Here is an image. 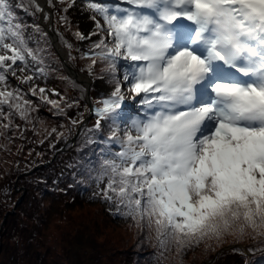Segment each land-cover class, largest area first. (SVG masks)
I'll return each instance as SVG.
<instances>
[{
  "label": "snow or ice",
  "instance_id": "6c2138e0",
  "mask_svg": "<svg viewBox=\"0 0 264 264\" xmlns=\"http://www.w3.org/2000/svg\"><path fill=\"white\" fill-rule=\"evenodd\" d=\"M47 2L60 9L57 24L90 42L81 53L89 76L100 65L112 85L91 102L96 120L85 129L84 142L98 146L84 162L92 198L130 219L141 244L154 242L152 264H184L201 244L229 240L264 252V0H85L87 33L69 19L76 0ZM20 7L51 20L38 0ZM61 42L71 58L72 43ZM47 44L39 23H22L0 0V137L9 143L16 117L32 122L29 93L56 115L78 103L34 83L49 74Z\"/></svg>",
  "mask_w": 264,
  "mask_h": 264
},
{
  "label": "rangeland",
  "instance_id": "374dc122",
  "mask_svg": "<svg viewBox=\"0 0 264 264\" xmlns=\"http://www.w3.org/2000/svg\"><path fill=\"white\" fill-rule=\"evenodd\" d=\"M11 3L15 7L18 1L11 0ZM45 12L53 15L54 25L65 40L72 43L71 60L74 59L72 61L77 67L87 71L89 61L81 58L79 49L87 51L90 42L79 41L80 45H76L72 33L62 23H56L53 10L46 9ZM17 15L19 18L21 15L24 17V24L36 23L24 10H19ZM89 15L85 0H76L75 6L68 12L71 23L74 26L78 25L85 33L94 27L93 22L88 19ZM41 27L43 28L42 25ZM28 31L31 32V28ZM95 39L96 37H93V40ZM50 44L48 37L46 51L53 60L47 61L49 73L59 75L63 82L53 83L52 75L44 80L47 85L60 88L63 96L78 103L74 107L66 108V115H56L44 112L38 103L31 101L35 105V110L31 114L32 122L26 123L16 117L14 123L19 128L7 133V136L11 137V143L5 137H0V228L3 225L5 211L13 209L23 194L19 187L14 190L15 182L22 186L30 185L29 193L32 198L30 200L28 198L25 203L23 202V206L22 204L19 206L21 209L24 208L22 213L14 214L12 231L9 225V232H4L7 222L3 226L0 264H15L13 261L17 260L20 264H36L37 260L38 264H152L153 253L156 251L153 247L154 242L144 240L141 244L142 233L134 227L130 219L113 215L108 210V204L99 198L95 200L92 198L96 186L84 175L85 168L88 167L84 162L89 159L96 160L94 153L97 147L88 148L85 139L79 142L76 138L71 151H67L58 164L48 166L44 172L37 175L33 173L19 177L20 173L29 171L34 165L52 158L63 143L72 139L71 135L77 128V125L71 124L72 120H79L81 116H85L86 119L91 115L87 124L92 128L96 117L89 111L91 102L112 90L107 77L98 78L100 65L97 66V78L88 74L91 82L89 95L74 83L72 87L70 81L61 76L58 54ZM30 46L36 45L31 43ZM65 50L69 61V50L67 48ZM20 74L29 73L17 71V75ZM41 82L42 78L34 80L35 84ZM28 98L27 95L26 99ZM43 112L44 115L41 114ZM84 120L82 119L81 123ZM53 128L64 132V136L58 137L52 133ZM5 145L8 150L2 147ZM16 177L23 178L19 180ZM228 248L241 250L230 251L218 260L214 258L218 257L220 251ZM254 256L258 258L253 259ZM260 256H264V252L258 247H252L251 242L233 243L229 240L215 248L201 244L187 252L184 264H262ZM163 264L172 262L164 261Z\"/></svg>",
  "mask_w": 264,
  "mask_h": 264
},
{
  "label": "trees",
  "instance_id": "16d2710c",
  "mask_svg": "<svg viewBox=\"0 0 264 264\" xmlns=\"http://www.w3.org/2000/svg\"><path fill=\"white\" fill-rule=\"evenodd\" d=\"M18 1V4L17 5H15V7H14V11H15V13H16V15L18 14V11L19 10H24V8L23 7H20V0H17ZM54 2H56V3H58V0H54ZM39 3V2H38ZM51 10H53V13H54V15H56V13H57V11L59 10L60 11V9L59 8H51ZM24 12H25V14H28V15H30V16H32L33 18H34V21L36 22V23H39L40 22V26L42 25L43 26V29L45 30V32L48 34V37L50 38V43L52 44V46H53V48L55 49V51L57 52V54H58V57H57V59H58V62L60 63V65L59 66H61V71H62V74H61V76L62 77H64V78H66V80H68V81H70L69 83H70V85H72V87H73V83L79 88V89H81L85 94H87V87L83 84V83H81L79 80H77L76 78H74V77H72L71 75H69L68 74V72L65 70V68H64V66H63V59H62V57H61V54H60V52L55 48V46H54V44H53V42H52V40H51V37H50V34L48 33V31H47V29L45 28V25L42 23V14H37V15H32L30 12H26L25 10H24ZM61 14H63V13H61ZM18 16V15H17ZM23 16L21 15V17L19 18L20 19V21L23 23ZM29 21L30 20H28L27 22L29 23ZM39 21V22H38ZM46 22V21H45ZM73 25V30H75V26H74V24H72ZM52 29H53V31L56 33V35L58 36V40H59V43L63 46V47H65L64 46V44L61 42V37H63V35L60 33V31L58 30V28L54 25V22H53V24L50 26ZM61 34H59V33ZM63 39L65 40V38L63 37ZM35 44V43H34ZM51 44H50V46H51ZM76 45H80V43H79V41L78 40H76ZM51 46V47H52ZM31 47H35V46H31ZM89 47V46H88ZM52 48V49H53ZM80 50V53H82V52H86V51H84V49H82V48H80L79 49ZM71 54H72V52H71ZM45 56H46V60L47 61H53L51 58H50V56H49V54H48V52L46 51L45 52ZM73 61H74V59H72ZM71 60V58L69 57V64L75 69V70H77V71H79V72H83V73H85V74H87L88 75V72L85 70V69H82V68H80L79 66L77 67V65L73 62ZM21 75H23V74H20V75H17V76H21ZM50 75H52L51 73H49L48 74V76L47 77H49ZM9 78H10V81H9V83H10V86L11 87H17V88H20L22 91H24V92H28V88H29V85H27V84H22L21 82H20V80L19 79H17V77L16 76H9ZM52 82L53 83H55V84H60V83H62L63 82V79L59 76V75H52ZM12 83V84H11ZM14 84V85H13ZM16 85V86H15ZM36 85H38V86H40V87H45V88H47V89H54L55 91H57V92H59L61 95H63V93H62V90L60 89V88H54L52 85H47L46 84V81L42 78V82H41V84H36ZM28 96H29V100L30 101H32V102H36V103H38L39 105H40V107H41V110H43L44 112H47V113H54V110L51 108V106L50 105H47V104H45V103H43L40 99H39V96H31V94L29 93L28 94ZM50 98H53V99H56V97H50ZM49 109V110H48ZM44 112L43 113H41V114H43L44 115ZM84 120L85 119V116H81L80 117V121L81 120ZM66 123V122H65ZM83 123V122H82ZM82 123H80V125L82 124ZM79 124H77V128H76V132H77V129H78V127L80 126ZM90 127L88 126V124L86 123V124H84L83 125V127H82V129L80 130V132H79V134H78V136H77V141H82V140H84L85 139V129H89ZM76 132L74 133V134H72L71 135V138H73V136L76 134ZM71 140V139H70ZM76 141V140H75ZM75 141H71V142H68L67 141V143L65 142V143H63L57 150H56V152H55V154H54V156L52 157V158H50V159H47V160H44V161H42V162H40V163H38V164H36V165H34L33 166V168L34 167H37V166H39L36 170H33L32 172H30L33 168H31L29 171H26V172H23V173H20L19 174V177L21 176V175H29V174H33V173H36V175H37V173H41V172H44V170L48 167V166H54V165H56V164H58V161L60 160V158L64 155V154H66L67 153V151L68 152H70L71 150V147H72V145H74L76 142ZM86 145L88 146V148H94V147H97L98 148V146L96 145V144H88V143H86ZM62 148H64L62 151L60 150V149H62ZM47 163V164H46ZM46 164V165H45ZM18 176V175H17ZM19 177H16L17 179L19 178ZM23 177H21V178H19V180H21ZM52 180V179H51ZM50 183H52V181H50ZM20 188V189H22V197L18 200V202L16 203V205H15V207L13 208V209H11V210H6L5 211V214H4V219H3V225L1 226V228H0V242H1V235H2V233H3V226H4V224H5V222H7L6 223V227H5V230H4V232H6V233H8L9 232V228H8V226L9 225H11V231H12V228H13V226H14V224H13V222H12V220H14V218H15V216H14V214H16V215H18L19 213H22L23 211L22 210H24V208L22 207V209L21 208H19V206L22 204V206H23V202L25 203V201L29 198V200L30 199H32V198H30V193H29V189L31 188V186L30 185H28V186H22V185H19V184H17V182H15L14 183V190H16L17 188ZM27 194V196L25 197V195ZM25 205V204H24ZM18 206V207H17ZM17 207V208H16ZM18 211V212H17ZM8 222H10L9 224H8ZM3 236V235H2ZM1 246H2V243H1ZM236 249H239V250H241L240 248H236ZM230 251H232L231 249H227V250H222V251H220L219 253H218V257H214V258H216L217 260L218 259H221L225 254H227L228 252H230ZM251 251H252V249H251ZM256 251L254 250L253 251V253H255ZM17 257V256H16ZM21 257V256H20ZM26 258V257H25ZM256 258H258V257H253V259H256ZM244 259H246V257L244 258ZM260 259H261V262H262V264H264V256H260ZM15 264H20V261H19V263H18V260L17 261H13ZM39 263V261L37 260L36 261V264H38ZM207 263V262H206ZM253 264V263H252Z\"/></svg>",
  "mask_w": 264,
  "mask_h": 264
},
{
  "label": "water",
  "instance_id": "95a60500",
  "mask_svg": "<svg viewBox=\"0 0 264 264\" xmlns=\"http://www.w3.org/2000/svg\"><path fill=\"white\" fill-rule=\"evenodd\" d=\"M44 2H45V5H44V4H41V5L43 6V8H44L45 10L48 9V10L51 11V9L49 8V6L47 5V0H45ZM47 7H48V8H47ZM51 13H52V12H51ZM52 21H53V19L50 20L49 23H47L45 27H46V29L48 30V32H49V34H50V36H51L52 42H53V44L55 45L56 49L62 54V59H63V65H64V68L66 69V71H67L71 76L75 77L77 80H79L81 83H83L84 85L87 86V88H88L87 93H88V95H89V94H90V89H89V88H90V84H91V82H90V78H89L86 74H84V73H82V72H78L77 70H75V69L69 64V62H68V60H67L68 57H67V53H66L65 48L62 47V46L60 45L56 33H54V31H53L52 29L49 28V25H50V23H52ZM90 116H91V115H90ZM90 116L86 118V120L83 122V124H84L86 121H88V120L90 119ZM83 124L80 125V127H79L78 130H77V133L74 135V137L72 138V140H74V141L76 140L77 135H78L79 131L81 130ZM61 150H63V149H61ZM46 164H47V163H46ZM46 164H45V165H46ZM38 167H39V166L34 167L30 172H32L33 170H36ZM0 252H1V244H0Z\"/></svg>",
  "mask_w": 264,
  "mask_h": 264
},
{
  "label": "bare ground",
  "instance_id": "6f19581e",
  "mask_svg": "<svg viewBox=\"0 0 264 264\" xmlns=\"http://www.w3.org/2000/svg\"><path fill=\"white\" fill-rule=\"evenodd\" d=\"M45 0H38V2L40 3V4H44L45 5V2H44ZM51 15V20L53 19V15L52 14H50Z\"/></svg>",
  "mask_w": 264,
  "mask_h": 264
}]
</instances>
